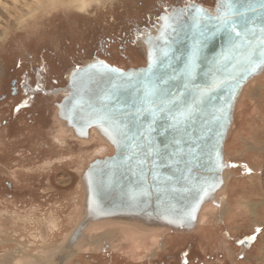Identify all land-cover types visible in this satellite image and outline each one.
I'll list each match as a JSON object with an SVG mask.
<instances>
[{"label": "rangeland", "instance_id": "1", "mask_svg": "<svg viewBox=\"0 0 264 264\" xmlns=\"http://www.w3.org/2000/svg\"><path fill=\"white\" fill-rule=\"evenodd\" d=\"M190 2L216 0H0V264L55 250L80 213L83 171L111 154L62 124L54 90L91 60L144 66L142 38ZM224 154L225 196L192 233L129 243L96 230L65 264H264V75L244 91Z\"/></svg>", "mask_w": 264, "mask_h": 264}, {"label": "water", "instance_id": "2", "mask_svg": "<svg viewBox=\"0 0 264 264\" xmlns=\"http://www.w3.org/2000/svg\"><path fill=\"white\" fill-rule=\"evenodd\" d=\"M211 11L190 2L161 14L144 67L95 60L72 72L60 116L84 138L97 128L114 152L84 171L77 226L46 264H65L84 230L112 222L190 234L224 187L233 105L264 67V0H216Z\"/></svg>", "mask_w": 264, "mask_h": 264}, {"label": "bare ground", "instance_id": "3", "mask_svg": "<svg viewBox=\"0 0 264 264\" xmlns=\"http://www.w3.org/2000/svg\"><path fill=\"white\" fill-rule=\"evenodd\" d=\"M17 1V0H16ZM15 2V1H14ZM13 2V3H14ZM33 4V3H32ZM16 5V4H15ZM40 6V5H39ZM16 7V6H15ZM212 10V9H211ZM209 13H214L213 11H211ZM17 20V19H16ZM15 21V20H14ZM167 20H165V23H166ZM158 24H161L160 21L158 22ZM155 31V30H154ZM154 31H149L148 33V37L150 34H153ZM154 36V35H153ZM144 40L143 42V53H144V59H145V64H146V60H147V54H148V50H147V38ZM149 42V41H148ZM95 60H91L87 63H85L83 66L77 68V69H74V70H79L80 68H83L85 66H87L88 64H91L93 63ZM145 66V65H144ZM142 66V67H144ZM114 67V66H113ZM117 68V67H116ZM137 68H140V67H137ZM137 68H131V69H137ZM120 69V68H118ZM130 69V68H129ZM72 70V72L74 71ZM123 71H126L128 69H121ZM72 72H70V76H69V81L72 77ZM264 75V67L262 69V71L260 72V74L256 77V78H252L251 80H249L246 84H244V86L242 87L241 91H240V94L239 96L237 97V100L236 102L234 103L233 105V112H232V121H231V124L229 125V128H228V131H227V134H226V139L223 143V161L227 167V160H226V157H225V154H224V145H225V142L231 132V129H232V126H233V122H234V113H235V110H236V107L237 105H239V102H240V99L244 93V91L248 89L252 86V84L257 80L259 79L260 77H262ZM77 76V74H75V77ZM75 79V78H74ZM71 97L72 94L69 93L66 94V93H63L62 94V98H67V97ZM69 102V99L68 101ZM66 105V102L65 104L63 103L61 108L59 106L58 107V110H57V116H58V119L62 122V124L68 129L71 131V133L76 136L77 138H81L80 139V142H82V139L84 140H87L89 137H83L84 133L83 132H79L77 131V133L73 130L72 127H69L67 125V122L65 120H63L62 116V110L64 111V109L66 108L65 107ZM61 117V118H60ZM74 132V133H73ZM92 132V137L90 138V141H87V145L88 144H94L93 146H95V148L97 150H95L93 153H99L100 150L103 148V149H107L111 152L110 155H106V156H103L101 158H97V159H94V160H102L104 157H110L113 155V152H114V149H113V146L112 144L110 143L109 140H107V138L104 137V135L97 129V128H91L88 132H87V136L89 135V133ZM77 134V135H76ZM79 136V137H78ZM100 150H99V149ZM93 160V161H94ZM93 161H91L90 163H92ZM86 166L85 170L88 168L89 164ZM226 167L224 168V171L222 172V181H223V184H224V187L221 189V191L216 194L211 200L207 201V202H204V204L201 206V209L199 210L198 212V217L196 218V222H195V225H194V228L191 230V233L197 228V226L200 224L201 220H202V216L204 215L205 211H208L209 208L215 206L216 204H218L219 202H221L225 196V193H226V190H225V187H226V183H225V180H224V172H225V169ZM84 170V171H85ZM83 171V173H84ZM83 175V174H82ZM82 177V176H81ZM82 182L80 181V184ZM218 183V182H217ZM81 189H83L82 187V184H81ZM83 193V192H82ZM82 209L80 208V211L81 212ZM79 215V214H78ZM77 226V225H76ZM75 226V227H76ZM155 226H158V225H155ZM71 230V232H69L68 234H66L63 239L61 240V242L58 244L57 249H59L61 246H63L66 242H68L70 236H71V233L72 231L74 230V228ZM103 229H111L113 232L115 233H120L121 235H123V237L130 242H147V241H151V242H155L157 243L158 240L162 239L163 237H166L167 235L169 234H174V235H180V234H189V233H183V232H167L166 234L165 233H161L159 232L155 227L152 228V230H148L146 227L143 228H138V227H134L132 225H127V224H122L121 222H112L110 224H103L101 226H98V227H91V228H88L87 230H84L82 233H81V237L79 239V245L81 246L82 245V242H83V238H84V241H86V238L88 237L89 240H92L93 239V236H88V235H91L94 233V231L96 230H103ZM147 230V231H146ZM165 239V238H164ZM161 241V240H160ZM54 251V250H53ZM52 252V251H51ZM52 254H46V256L44 258H41V256H38L40 258H38L36 261H30V259H27V261L25 259L23 260H20L18 263L19 264H46L48 262V260H51L52 259ZM73 256V255H72ZM71 257L67 258L66 261L68 263V259H70ZM25 261V262H23ZM65 261V263H66ZM17 263V264H18Z\"/></svg>", "mask_w": 264, "mask_h": 264}, {"label": "flooded vegetation", "instance_id": "4", "mask_svg": "<svg viewBox=\"0 0 264 264\" xmlns=\"http://www.w3.org/2000/svg\"><path fill=\"white\" fill-rule=\"evenodd\" d=\"M149 32V31H148ZM148 32H147V34H146V36H148ZM145 37V36H144ZM142 38L143 40H142V42H141V40H140V42H141V44L144 42V40L146 39V37L145 38ZM102 61V60H101ZM104 63H106V64H108L107 62H104ZM108 65H110V64H108ZM110 66H112V65H110ZM114 67H116V66H114ZM117 68H120V67H117ZM120 69H123V68H120ZM16 84V82L15 81H12L11 82V86H14ZM62 90H63V88L62 89H57V90H54V92H53V94H55V95H62ZM64 98H62L61 99V102H62V100H63ZM74 133V132H73ZM78 141H80V139L78 138Z\"/></svg>", "mask_w": 264, "mask_h": 264}, {"label": "snow or ice", "instance_id": "5", "mask_svg": "<svg viewBox=\"0 0 264 264\" xmlns=\"http://www.w3.org/2000/svg\"><path fill=\"white\" fill-rule=\"evenodd\" d=\"M262 55H264V53H262ZM261 63H264V60H262Z\"/></svg>", "mask_w": 264, "mask_h": 264}, {"label": "crops", "instance_id": "6", "mask_svg": "<svg viewBox=\"0 0 264 264\" xmlns=\"http://www.w3.org/2000/svg\"><path fill=\"white\" fill-rule=\"evenodd\" d=\"M227 194H228V191H227Z\"/></svg>", "mask_w": 264, "mask_h": 264}]
</instances>
